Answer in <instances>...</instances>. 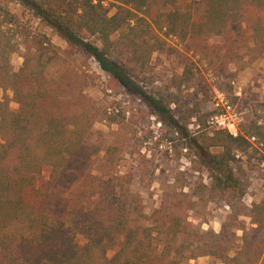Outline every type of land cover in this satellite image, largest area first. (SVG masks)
Instances as JSON below:
<instances>
[{"label": "trees", "instance_id": "1", "mask_svg": "<svg viewBox=\"0 0 264 264\" xmlns=\"http://www.w3.org/2000/svg\"><path fill=\"white\" fill-rule=\"evenodd\" d=\"M11 1L134 94L143 93L139 83L148 79L152 55L168 52L166 37L203 44L244 23L264 57V0H115L112 15L100 0ZM0 13V264H180L207 255L222 264H264V199L251 210L256 226L241 227V246L232 255L217 253L203 221L190 218L195 194L180 191L146 215L142 196L130 191L132 176L114 172L119 156L111 147L82 176L62 216L41 212L44 194L85 140L98 110L92 105L79 110L78 101L62 99L46 75L54 48L50 39L20 25L1 6ZM19 48L23 63L14 70ZM149 100L157 115L169 113L173 104L163 97ZM110 115L105 109L100 119L117 123ZM240 133L234 138L214 131L201 148L209 161L203 165L224 173L212 174L211 190L226 198L244 193L229 169L237 153L248 151L252 138L264 153V102Z\"/></svg>", "mask_w": 264, "mask_h": 264}, {"label": "rangeland", "instance_id": "2", "mask_svg": "<svg viewBox=\"0 0 264 264\" xmlns=\"http://www.w3.org/2000/svg\"><path fill=\"white\" fill-rule=\"evenodd\" d=\"M102 1L112 15L115 0ZM0 6L14 13L20 25L45 34L54 45L46 75L55 81V92L62 99L78 101L79 110L91 105L98 110L85 140L53 178L39 210L62 216L82 176L111 147L119 156L114 172L132 176L130 191L142 196L146 215L180 191L193 192L198 200L189 212L193 216L190 218L203 221L200 226L211 234L213 251L232 255L241 246V227L250 230L256 226L251 222V210L264 199V153L252 140L248 151L237 153L229 169L244 193L226 198L220 191L211 190L212 174L224 173L215 171L211 164L203 165L209 161L201 148L214 131L228 132L209 128L207 124L215 114L213 89L222 91L240 113L237 137L241 125L264 102V57L259 56L247 24H236L225 37H209L203 44L166 37L168 52L152 55L148 79L139 83L143 93L134 94L106 76L95 59L75 53L18 3L0 0ZM88 40L99 45L95 37ZM22 54V48L14 54V70L22 66ZM230 81H237L242 87V98L233 95ZM4 94L12 98L9 91ZM3 96L0 91V99ZM160 97L173 102L169 113L164 115L155 114L149 103V98ZM11 106L16 108L17 104L12 101ZM105 109L117 123L100 119ZM49 180V172L45 171L42 181ZM77 241L81 245L86 242L82 235ZM241 262L251 264L250 260ZM180 264L222 263L207 255Z\"/></svg>", "mask_w": 264, "mask_h": 264}, {"label": "built area", "instance_id": "3", "mask_svg": "<svg viewBox=\"0 0 264 264\" xmlns=\"http://www.w3.org/2000/svg\"><path fill=\"white\" fill-rule=\"evenodd\" d=\"M95 3L96 0H93ZM101 4H105L104 1L100 0ZM231 88L233 90V95L240 99L242 98V87L237 81H230ZM215 96V114H213L207 124L209 128H214L216 130L226 129L232 137H237L238 129L237 126L241 121L240 113L237 112L236 108L232 106L227 99V96L221 91L213 89ZM255 142V139H251Z\"/></svg>", "mask_w": 264, "mask_h": 264}]
</instances>
